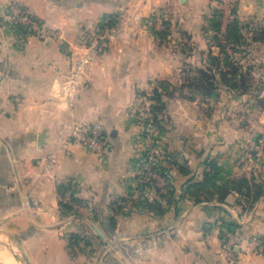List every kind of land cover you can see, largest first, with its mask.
Listing matches in <instances>:
<instances>
[{"label":"crops","instance_id":"obj_1","mask_svg":"<svg viewBox=\"0 0 264 264\" xmlns=\"http://www.w3.org/2000/svg\"><path fill=\"white\" fill-rule=\"evenodd\" d=\"M17 1L50 31L44 39L15 32L4 17L9 0H0V217L18 235L30 263L232 264L219 235L220 229H229L233 264H264V193L247 209L236 202L237 192L223 201L195 202L187 195L161 213L138 202L151 200L152 192L133 194L143 141L128 106L148 83L180 84L186 67L193 73L209 56H217L221 39H215L213 3ZM238 5L244 42L235 55L264 78V43L255 37L256 29L264 27V0H240ZM156 13L160 21L147 22ZM112 16L114 25L100 31L98 24ZM86 52L91 61L68 92L70 70ZM242 95L247 97L246 111L222 119L211 112L215 106L212 114H204L196 96L169 98L161 126H154L158 143L189 169H200L206 155L217 156V184L252 173L264 187V146L259 158L253 156L249 174L250 166L240 161L244 148L236 145L243 132L245 140L264 137V110L251 104L250 95ZM191 104L196 110L188 109ZM247 109L257 113L247 116ZM240 113L243 117L237 118ZM76 120L102 124L107 143L103 153L63 141ZM185 179L172 168L175 194ZM67 183L70 189L60 195L58 186ZM59 200L70 205L65 216ZM81 220L91 228L85 231L89 237L69 246ZM223 221L237 226H221Z\"/></svg>","mask_w":264,"mask_h":264},{"label":"trees","instance_id":"obj_2","mask_svg":"<svg viewBox=\"0 0 264 264\" xmlns=\"http://www.w3.org/2000/svg\"><path fill=\"white\" fill-rule=\"evenodd\" d=\"M214 23L215 30L219 28L220 12L214 7ZM39 20V19H38ZM40 22V21H39ZM115 23L114 17H109L107 21L98 24L100 31H103L106 27H112ZM11 28L15 32H22L21 27L12 25ZM242 26L237 19H233L227 26L225 44L218 42L217 35L215 39L218 42L219 53L217 56H209L208 62L203 66L197 67L195 71L190 72L191 69L186 67L182 74V81L179 85H174L166 80H157L153 82L151 98L153 99L152 111H153V124L158 128L161 126V113L163 112L166 99L165 96L174 97H188L193 98V95H186L183 93L184 89L193 93H200L201 97H210L214 92H217L219 84L227 89V91L235 94H248L252 98L251 104L255 108H264V92L261 89H255L252 91V84L254 81V75L251 72V65H247L243 68L240 64V56L235 53L240 52V44L244 42V35L241 30ZM154 30V29H153ZM157 32V31H156ZM255 37L264 41V27H259L255 31ZM229 43L231 51L225 49L226 44ZM228 45V44H227ZM238 58V59H237ZM234 59L238 61L234 62ZM226 68V69H225ZM246 75V76H245ZM175 91H179L177 94ZM166 150V149H165ZM168 151V150H166ZM172 153V151H168ZM174 166L170 167V173L172 168L176 167L182 174L186 176L185 181L181 186V191L175 194V187L172 185L171 179L166 185V191L161 192L159 188L154 186V195L151 200L141 199L138 202L142 203L146 208L156 211L158 213L163 212L167 206L175 203L179 198L184 196H191L195 202L203 199L216 198L219 201H223L226 195L230 192H237L239 197L236 202L243 208L247 209L253 205V203L264 193V187L262 181L258 176L250 174L246 176L241 174L239 176H231L222 185L217 184L215 180L220 175V166L218 164L217 156H204L199 164L201 168L189 169L185 163L174 162ZM158 169L165 168L162 165L157 166ZM200 167V166H199ZM149 184V183H148ZM151 186V185H148ZM70 189V184H61L58 186V192L63 195ZM72 200L78 201L77 198L70 193ZM59 207L62 214H65L70 209V205L62 200H59ZM116 208V207H115ZM226 214V211H224ZM93 220H97L96 216ZM110 221H112L110 219ZM232 224L236 227L234 222H222L221 226H228ZM111 224V222H110ZM79 230L72 232L69 237V246H73L79 239H86L89 237L85 231L91 230L90 226L83 220L78 223ZM229 229H220L219 235L222 243L226 240V232Z\"/></svg>","mask_w":264,"mask_h":264},{"label":"built area","instance_id":"obj_3","mask_svg":"<svg viewBox=\"0 0 264 264\" xmlns=\"http://www.w3.org/2000/svg\"><path fill=\"white\" fill-rule=\"evenodd\" d=\"M218 7H222V12L229 18H232L233 11L236 5V0H216ZM4 17L10 23V25L21 27L22 31L27 34H35L40 38H46L50 34V31L46 29L39 22L38 18L30 13L24 6H22L17 0H9L7 3ZM160 21L158 14H154L153 17L147 18V22L150 24ZM91 61V53H84L73 65L72 69L66 80V88L68 92L74 89L78 83L80 75L86 70L88 64ZM152 103L149 99H143L139 102L138 110L146 116L143 120L144 131L146 141V147L138 155L139 164L137 169V183L133 188V194L138 192L150 191L154 194V186L159 188L161 192L166 190V185L170 181V167L174 164V155L166 151L158 143L157 136L154 131L153 114L150 109ZM148 126H151L149 128ZM147 127V128H146ZM65 143H80L83 146L90 148L91 150L101 154L106 150V140L104 137V128L99 121L85 122L82 120L73 121L67 137L63 140ZM262 144V139H260ZM162 165L165 168L158 169L157 166ZM149 183V184H148ZM151 185V186H148ZM226 240L222 243V251L226 255L227 259L233 264L235 250L233 240L226 235ZM253 243L260 247V241L257 238L253 239Z\"/></svg>","mask_w":264,"mask_h":264},{"label":"rangeland","instance_id":"obj_4","mask_svg":"<svg viewBox=\"0 0 264 264\" xmlns=\"http://www.w3.org/2000/svg\"><path fill=\"white\" fill-rule=\"evenodd\" d=\"M210 1L213 3V6L215 8H217L218 11L220 12V18H219L220 31L217 30V34H215V35H218L217 37L221 39V43L225 44L227 26L233 19H236L237 10H238V6H239L238 4H239L240 0H236V5H235L234 11H233L234 15L232 16V18H229L227 15H225V17H224V14L222 12L223 11L222 7L221 8L218 7L219 4H218V2L216 0H210ZM256 30H258V29H256ZM262 42L264 43V41H262ZM227 44L225 46V49L227 51H229V52H232L230 44L229 43H227ZM255 49H252V50H255ZM256 51H257V53L260 54L262 50H256ZM237 61H238L237 59H234L233 63H236ZM243 61L246 62V60H242V62ZM242 62L240 61V64ZM245 62H243L241 65H243V64L246 65ZM243 68H244V66H243ZM253 75H254V81H253L251 90L254 91L255 89H257V90L261 89V91L264 92V78H263V76L262 75L260 76L257 73H253ZM153 84L154 83H148L147 88H145L144 90L138 92L135 95L134 100L128 106L131 114L134 116L135 120L138 122V125H139V128H140L141 138H142V141H143L142 142V144H143L142 150H143V148L146 147V141H147V139H145V133L143 135V131H144L143 120L146 118V116H144L140 112V110H138V107H139V102L141 100H143V99H146V100L149 99V101L151 103H153V99L151 98ZM176 85H179V84H176ZM178 92L179 91H175L176 94ZM183 93L186 94V95H190L191 94V95H193V97L194 96L198 97V99L200 100L199 103L201 104L202 109L204 110V114L208 115V114H210L212 112L214 115L215 114L220 115L219 119H222L224 117L227 118V116H229L231 113L235 114L238 111H240V112L246 111V110H244L245 109L244 106L248 107V104L246 102L247 97H245L242 94H235V93L227 91V89L222 85V83L219 84V88H218L217 92H214L212 95H210V97H204L203 98V97H201L200 93H196V92L191 93V92H189V91H187L185 89H184ZM174 97H178V96H174ZM164 98L167 101V100H169V98H172V97L165 96ZM244 101H245V103H244ZM212 106H215L213 111H211L213 109ZM189 108H194L196 110V108L192 104L188 107V109ZM150 109L152 111V105H151ZM263 110H264V108H263ZM247 111L249 112V114L247 116H250V113L251 114L252 113L253 114L257 113L253 109H247ZM152 114H153V111H152ZM238 116L239 117H237V118L243 117V114L240 113V115H238ZM247 119H248V117H247ZM152 125H153V122H152ZM210 126L212 127V125H210ZM148 127L151 128V126H148ZM152 128H154V127H152ZM243 133L246 134V132H243ZM243 133L238 136V139L236 138V142H238L236 145H237V147H240L238 149L244 148L243 156L240 159V161L245 166H248V167L250 166L247 169V170H249V169L252 168V162L255 163V160H256L253 156L256 155V157L258 156L257 158H259L258 154L260 153V151H262V148L264 146V137H262V136L260 137V136H258L256 134L255 137L251 136V137H249V139L245 140V136H244ZM155 134H156V132H155ZM260 139H262V144H260V142H259ZM241 155H242V153H241ZM176 159L177 158H174L173 161L176 162ZM138 164H139V162H138ZM250 173H251V170H249V174ZM247 176H250V175H247ZM170 178H171V173H170ZM0 232H3V233H0V240L2 242L13 243L14 246H15L16 243H18L17 242L18 235L17 234L12 235L10 233V231L8 230V227L6 225H4V223L2 222V218L1 217H0ZM0 250L5 251L6 249H4L3 246H0ZM6 251H8V250H6ZM3 263L4 262L2 260H0V264H3ZM18 264H20V263H18Z\"/></svg>","mask_w":264,"mask_h":264},{"label":"water","instance_id":"obj_5","mask_svg":"<svg viewBox=\"0 0 264 264\" xmlns=\"http://www.w3.org/2000/svg\"><path fill=\"white\" fill-rule=\"evenodd\" d=\"M32 222L34 224L38 225V222L36 220L32 219ZM88 222L99 235L103 236L101 231L98 229V227L94 223H92L90 220H88ZM0 233H3V232H0ZM0 246H3L4 249L8 250L18 263H20V264H31L30 261L28 260V257L23 252L21 246L18 243L15 244V246H16L15 247L13 243L2 242L0 240Z\"/></svg>","mask_w":264,"mask_h":264},{"label":"bare ground","instance_id":"obj_6","mask_svg":"<svg viewBox=\"0 0 264 264\" xmlns=\"http://www.w3.org/2000/svg\"><path fill=\"white\" fill-rule=\"evenodd\" d=\"M0 260H2L5 264H17L18 262H15L14 257L11 253L8 251L0 250Z\"/></svg>","mask_w":264,"mask_h":264}]
</instances>
